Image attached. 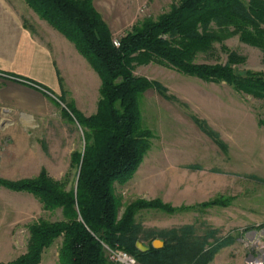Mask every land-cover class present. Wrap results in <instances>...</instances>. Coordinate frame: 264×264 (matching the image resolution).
<instances>
[{
    "label": "rangeland",
    "instance_id": "obj_1",
    "mask_svg": "<svg viewBox=\"0 0 264 264\" xmlns=\"http://www.w3.org/2000/svg\"><path fill=\"white\" fill-rule=\"evenodd\" d=\"M179 2L94 0V5L115 39H119L135 25L148 18L157 19ZM227 30L213 21L208 28L200 27L199 32L209 36L205 46L192 55V62L230 63L242 76L253 72L264 74V52L243 42L234 28L228 33ZM133 67L135 76L158 83L165 95L152 89L141 96L142 124L152 131L153 138L136 173L125 183L114 185L121 205L119 218L126 207L139 200L159 199L174 211L137 210L139 241L151 245L161 239L166 244L172 237H186L203 241L209 248L219 239L237 237L236 241L221 246L208 264H247L248 252L239 241L241 234L264 226V101L237 91L226 81L186 75L166 64L135 62ZM91 81L95 84L91 85V93L99 103L102 80L97 72ZM63 96L57 98L61 103L49 95L47 98L52 106L64 108V112L67 105H74L84 116L94 115L84 114L79 107L90 106L87 93L72 89ZM66 116L64 131H60L61 125L53 124L54 129L49 131L56 138L39 140L36 146L17 145L22 142L0 133V178L30 180L46 171L53 179L65 183L67 190L76 189L79 169L72 166V156L85 148V129L75 118ZM204 128L217 134L226 150ZM49 131L40 129L33 134ZM48 143L53 145H45ZM215 199L227 200L228 205L203 206ZM66 219L62 208L44 209L34 195L0 185V264L27 251L32 225ZM63 241V237L56 239L40 264H67L60 257ZM105 256L108 258L107 252Z\"/></svg>",
    "mask_w": 264,
    "mask_h": 264
},
{
    "label": "trees",
    "instance_id": "obj_2",
    "mask_svg": "<svg viewBox=\"0 0 264 264\" xmlns=\"http://www.w3.org/2000/svg\"><path fill=\"white\" fill-rule=\"evenodd\" d=\"M26 2L72 41L90 62L102 80L101 98L97 112L90 117L74 105L65 109L85 129V148L72 156V166L79 169L76 189L67 190L65 183L53 179L46 171L30 180L0 178L3 187L28 192L39 198L44 209L62 208L67 215L66 220L32 225L27 251L1 264H40L44 252L59 237L64 238L60 257L67 264L111 263L105 256L104 244L126 250L140 264H208L221 246L238 238L219 239L206 248L203 241L172 237L163 248L155 249L151 244L148 252H142L136 246L140 240L135 220L137 210L157 208L173 212L174 209L159 199L139 200L126 207L119 218L121 205L114 185L125 183L136 173L153 138L152 131L142 124L141 96L152 89L164 94L158 83L135 76L133 66L135 62L166 64L186 75L226 81L237 91L264 101L263 73L242 76L230 63L209 65L191 60L209 36L201 34L200 27L208 28L212 21L228 29L227 33L234 28L243 42L264 52V0H180L169 12L157 19H145L119 39H115L94 0ZM14 77L36 84L30 79ZM204 130L226 150L217 134L209 128ZM218 204L227 206L228 201L215 199L203 206Z\"/></svg>",
    "mask_w": 264,
    "mask_h": 264
},
{
    "label": "crops",
    "instance_id": "obj_3",
    "mask_svg": "<svg viewBox=\"0 0 264 264\" xmlns=\"http://www.w3.org/2000/svg\"><path fill=\"white\" fill-rule=\"evenodd\" d=\"M14 76L30 79L42 88ZM95 76L96 70L76 45L42 19L26 0H0V133L25 146L55 139L49 130L56 124L64 131L68 118L64 108L52 106L47 96L61 103L57 98H64L63 93L69 90L87 93L90 106L86 110L85 104L78 106L84 114H95L98 100L90 90ZM97 86L100 89V82ZM40 129L50 133L33 134ZM34 140L37 142H31Z\"/></svg>",
    "mask_w": 264,
    "mask_h": 264
},
{
    "label": "built area",
    "instance_id": "obj_4",
    "mask_svg": "<svg viewBox=\"0 0 264 264\" xmlns=\"http://www.w3.org/2000/svg\"><path fill=\"white\" fill-rule=\"evenodd\" d=\"M119 44L118 40L115 41ZM242 237V238H241ZM239 241L247 249V264H264V226L241 234ZM109 260L113 264H138L137 259L120 247L104 244Z\"/></svg>",
    "mask_w": 264,
    "mask_h": 264
},
{
    "label": "water",
    "instance_id": "obj_5",
    "mask_svg": "<svg viewBox=\"0 0 264 264\" xmlns=\"http://www.w3.org/2000/svg\"><path fill=\"white\" fill-rule=\"evenodd\" d=\"M165 242L161 239H156L153 241L152 246L155 249H161L164 247ZM137 248L142 252H148L151 248L150 246L144 244L142 241H138L136 244Z\"/></svg>",
    "mask_w": 264,
    "mask_h": 264
}]
</instances>
